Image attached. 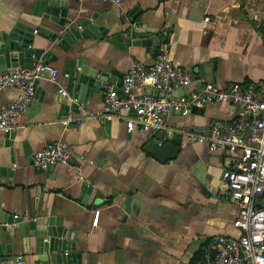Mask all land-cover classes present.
Segmentation results:
<instances>
[{"label":"crops","instance_id":"obj_1","mask_svg":"<svg viewBox=\"0 0 264 264\" xmlns=\"http://www.w3.org/2000/svg\"><path fill=\"white\" fill-rule=\"evenodd\" d=\"M37 2L0 0V28L16 22L37 27ZM71 2L78 13L96 18L107 29L106 37L113 39H81L72 47L73 59L122 73L133 59L151 64L155 57L146 45L122 47L132 38L129 32L145 25L159 39L156 52L165 46L172 61L193 79L220 86L254 83L264 92L260 39L264 0ZM117 33L122 34L120 41L114 38ZM41 39L37 35L36 43ZM50 64L61 70L56 81L40 79L35 88L38 97L24 115L14 117L15 129L10 135L0 131V167H6L0 174L3 212L24 217L34 212L59 219L82 264H197L210 236L240 234L233 223L238 205L220 188L221 173L235 165L236 153L225 147L210 151L206 142H191L187 135L207 133L213 120L231 121L237 104L194 105L186 115L170 111L166 128L155 132L137 126L127 132L125 120L119 117L64 125L67 117L100 109L103 88L86 92L78 108L64 114L60 99L74 101L71 94L59 92L67 85L66 60L58 58ZM136 92L144 93L143 87ZM20 94L14 86L1 90L0 105ZM121 114L132 113L123 109ZM166 135L168 141L178 137V152L161 161L145 144L163 142ZM56 140L69 145V163H55L42 171L35 168L32 153ZM87 185L103 196L96 195L88 204L91 200L82 196ZM256 204L264 205V194ZM5 245L11 252L2 255H23L26 264H42L40 256L24 250L21 239ZM14 263L15 259H7L0 264Z\"/></svg>","mask_w":264,"mask_h":264},{"label":"built area","instance_id":"obj_2","mask_svg":"<svg viewBox=\"0 0 264 264\" xmlns=\"http://www.w3.org/2000/svg\"><path fill=\"white\" fill-rule=\"evenodd\" d=\"M260 39L264 42V8ZM60 73L59 68L43 61L32 67L18 65L0 71V91L10 86L21 89L16 99L0 105V131L8 133L15 129L17 124L13 119L26 113L40 79L45 77L55 82ZM144 86L156 89L157 94L136 92ZM187 86H191L188 92H178ZM119 88L120 93L106 83L100 109L67 117L62 123L119 117L125 120L127 132L134 126L144 132H155L166 128L165 119L170 111L186 115L194 105L214 102H232L239 106L231 121L213 120L207 133H187L191 142H206L210 151L225 147L236 153L235 165L221 173L220 188L238 205L233 223L240 234L210 236L197 264H264V205L256 206L257 197L264 194V92L254 83L231 82L220 86L203 78L193 79L188 71L172 61L165 46L159 47L151 64L133 59L122 75ZM59 92L68 94L65 88H59ZM123 109L132 114L122 115ZM69 161V145L63 140L32 153V163L37 169ZM14 264H26L24 256L17 255Z\"/></svg>","mask_w":264,"mask_h":264},{"label":"water","instance_id":"obj_3","mask_svg":"<svg viewBox=\"0 0 264 264\" xmlns=\"http://www.w3.org/2000/svg\"><path fill=\"white\" fill-rule=\"evenodd\" d=\"M34 16L39 18L37 27L16 22L0 28V71L18 65L32 67L39 61L50 63L58 58H65L66 64L63 69L67 74L65 89L72 95L74 101H70L68 97L60 99L61 112L64 114L70 108L77 109L83 100L81 96L86 92L93 88L102 89L103 82L112 84L120 93L122 72L115 70L110 72L106 68L89 65L83 63L80 58L71 57L72 47L81 39L106 37L107 29L99 24L96 18L78 13L71 0H38ZM153 33L155 30L145 25L133 29L129 32L132 38L122 43V47L146 45L147 51H151L155 57L156 47L160 42ZM37 35L42 38L39 43H36ZM121 36V33H117L114 38L120 41ZM106 39L113 40L110 37ZM37 91L36 89L34 92V98L38 97ZM143 92L157 94L156 89L146 86L143 87ZM178 92L181 93L183 90ZM11 132L6 135H10ZM168 138L166 135L163 142L148 141L145 149L161 161L172 159L178 152L176 143L179 139L174 137L173 141H168ZM4 170L6 167H0V174H4ZM96 195L99 198L103 193L90 185L84 187L82 196H88L91 200L87 201L88 204L94 201ZM65 236L66 227L52 216L37 215L33 212L24 217L11 215L0 209V263L7 259H16L15 255L2 254L11 252L9 246L5 245L6 242L21 239L24 250L40 256L38 262L42 264H82L80 253L75 252L71 237Z\"/></svg>","mask_w":264,"mask_h":264},{"label":"trees","instance_id":"obj_4","mask_svg":"<svg viewBox=\"0 0 264 264\" xmlns=\"http://www.w3.org/2000/svg\"><path fill=\"white\" fill-rule=\"evenodd\" d=\"M256 206H259V204H256Z\"/></svg>","mask_w":264,"mask_h":264}]
</instances>
